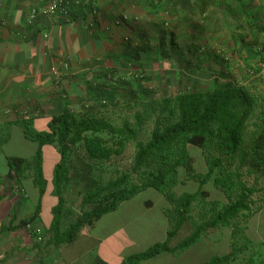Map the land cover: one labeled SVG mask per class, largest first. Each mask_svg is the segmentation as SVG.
<instances>
[{
  "label": "crops",
  "instance_id": "crops-1",
  "mask_svg": "<svg viewBox=\"0 0 264 264\" xmlns=\"http://www.w3.org/2000/svg\"><path fill=\"white\" fill-rule=\"evenodd\" d=\"M48 1L1 0L0 264H92L97 258L104 264H118L126 255L166 237L168 200L148 187L157 191L155 197L140 196L146 189L139 191L102 214L92 227H83L74 242H48L57 202L51 193L52 171L59 153L50 143L42 145L47 188L41 197L30 174L16 183L8 176L7 156L29 157L38 146L26 135L24 125L46 130L52 115L64 109L81 111L86 103L99 107L101 100H106L108 111L115 109L138 91L130 81L132 72L167 74L169 57L154 54L166 53L170 43L182 46L208 39L214 46L212 59L218 60L212 61L215 72L226 81L234 77L241 81L248 67L264 58V0H205L204 20L191 0L178 1L173 8L162 0H66V10L29 22L30 9ZM137 53L139 61H135ZM51 66L57 67V75ZM109 74L121 79L112 81ZM248 78L264 81V71ZM38 199L41 206L29 222L32 228L20 225L34 212ZM262 211L264 204L256 213ZM33 228L41 229V240ZM245 231L262 243L244 246L235 258L216 264H264V229ZM203 237L185 249L161 252L138 264L161 255L177 260L190 256L195 264L217 256ZM205 250L210 253L203 255ZM229 250L230 243L219 254Z\"/></svg>",
  "mask_w": 264,
  "mask_h": 264
},
{
  "label": "trees",
  "instance_id": "trees-1",
  "mask_svg": "<svg viewBox=\"0 0 264 264\" xmlns=\"http://www.w3.org/2000/svg\"><path fill=\"white\" fill-rule=\"evenodd\" d=\"M162 1L173 8L182 0ZM191 2L204 20L206 1ZM169 45L166 53L154 54L169 57L167 74L156 79L142 69L132 72L130 81L138 91L131 92L130 98L115 109L108 111L104 106L106 100H101L99 107L86 103L81 111L64 109L52 115L46 130L24 125L26 135L36 140L38 146L29 157L7 156L8 176L16 183L30 174L41 197L47 188L42 145L50 143L59 153L52 171L51 193L57 202L52 208L48 242L56 245L74 242L83 227H92L102 214L152 187L170 204L166 209V237L126 255L118 264H138L161 252L180 251L209 230L224 225L232 227L230 250L199 264L227 263L244 246L262 243L256 235L248 237L245 230L249 227L248 218L264 204V186L258 185L255 174L257 170L264 172L263 79L248 78L260 74L257 63L264 58L251 64L240 76L241 81L235 77L226 81L225 76L212 68V61L218 60L212 59L214 46L208 39L186 41L182 46ZM139 60L137 53L135 61ZM168 76L179 86L165 91L147 83L155 78L162 85L164 81L170 82ZM108 77L112 81L121 79L118 74ZM189 144L203 149L205 172L195 169ZM129 145L133 146L129 167L105 177L104 166L122 155ZM251 175L253 182L248 184L245 177ZM187 180L196 181L198 189L175 192L174 186ZM210 180L221 189L226 201L208 198L210 193L203 185ZM72 195L80 198V209L70 216L68 203ZM40 206L38 199L34 212L20 225L34 220ZM240 221L242 241L237 242ZM180 229L185 230V235L175 240ZM92 264L104 262L97 258Z\"/></svg>",
  "mask_w": 264,
  "mask_h": 264
},
{
  "label": "rangeland",
  "instance_id": "rangeland-1",
  "mask_svg": "<svg viewBox=\"0 0 264 264\" xmlns=\"http://www.w3.org/2000/svg\"><path fill=\"white\" fill-rule=\"evenodd\" d=\"M168 77H169L170 82L164 81L162 83V85L165 83L164 86L158 84L157 80H155L156 76L155 78H153L154 81H150V80L149 81L151 82L150 83L151 85L157 86V88H159L160 90H165V91L169 89H174V87L176 88V86H179V84L176 85L175 80L172 79L171 76H168ZM209 77H211V75H209ZM211 81H212V77L208 79L207 82L210 83ZM262 82L264 83V81ZM188 149L191 155H193L195 158V162H194L195 169L199 172H205L206 171V161L204 158L203 149L195 145H190V144L188 145ZM132 154H133V146L129 145L122 155L114 157L111 161H109L104 166L103 171H102L104 176L106 177L109 175H113L119 170L127 169L130 165ZM49 166L50 164H48V161H46V163H44V170L48 171ZM255 174L258 176L257 178L258 185L264 186V172L261 170H257ZM245 178L248 184H251L253 182V175L246 176ZM203 188L209 191L210 195L208 198L219 200L222 202L226 201V196L224 195V193L221 191V189L216 187L211 180L208 181L206 184H204ZM197 189H198V183L196 181H189V182H186L185 184H177V186L175 187V192L177 193L194 192ZM153 190L154 189L152 188L146 189L145 191L140 193V196L155 197L156 196L155 192L157 191H153ZM68 207L71 210L70 216H72L74 212H77L80 209V198L76 197L75 195L70 196ZM242 223H243L242 221L238 222V232H237L238 237L236 238L237 242L242 241V237L240 235V229L243 225ZM248 225L251 228H256L257 232L260 229H264V211H262L261 214L255 212L254 215L249 218ZM231 230H232V227L230 225H224L222 227L209 231V233L205 235L206 242L211 245L214 253H218L217 255H220L219 252L222 253V251H226L227 247L229 246ZM184 235H185V230L180 229L178 234L175 237V240L181 239ZM209 253H210V250H205L203 252V255H208ZM188 254L186 253V255ZM143 264H195V262H194V258L190 256H185L183 259L177 260V259H174L168 256L161 255V256L153 257L147 261H144Z\"/></svg>",
  "mask_w": 264,
  "mask_h": 264
},
{
  "label": "built area",
  "instance_id": "built-area-1",
  "mask_svg": "<svg viewBox=\"0 0 264 264\" xmlns=\"http://www.w3.org/2000/svg\"><path fill=\"white\" fill-rule=\"evenodd\" d=\"M83 1L90 2L91 0H83ZM0 8H1V0H0ZM60 10H66V0H49L46 4L42 6L31 8L28 13V20L29 22H32L33 20H35L40 16H47V17L52 16ZM43 36L46 37L47 33H44ZM257 68L261 73L264 71V59L260 60L257 63ZM50 70L54 75L58 74V69L56 66H51ZM261 88L262 91L264 92V83L262 84ZM26 225L32 228L30 223H27ZM33 230L36 233V238L38 240H41V236H42L41 229L33 228Z\"/></svg>",
  "mask_w": 264,
  "mask_h": 264
}]
</instances>
